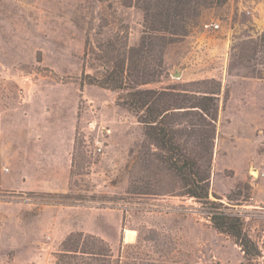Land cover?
Here are the masks:
<instances>
[{
	"label": "rangeland",
	"instance_id": "374dc122",
	"mask_svg": "<svg viewBox=\"0 0 264 264\" xmlns=\"http://www.w3.org/2000/svg\"><path fill=\"white\" fill-rule=\"evenodd\" d=\"M148 3L0 0V144L11 157L0 158V179L18 169L35 177L56 157V191L0 188V264H60L64 240L80 232L110 247L104 264H264V62L260 52L248 60L247 49L264 29V0H195V15L172 27L151 23ZM210 21L220 28L205 31ZM120 68L137 89L191 100L216 92L208 198L241 217L255 250L212 226L210 204L167 184L135 192L133 179L159 173L146 160L157 150L126 104L131 89L110 85ZM182 109L190 113L178 127L198 128L197 107Z\"/></svg>",
	"mask_w": 264,
	"mask_h": 264
},
{
	"label": "trees",
	"instance_id": "16d2710c",
	"mask_svg": "<svg viewBox=\"0 0 264 264\" xmlns=\"http://www.w3.org/2000/svg\"><path fill=\"white\" fill-rule=\"evenodd\" d=\"M195 8V0H149L146 9L151 10L152 19L158 18L163 26L172 27L175 20L186 23L191 19ZM162 18H164L162 20ZM150 20V19H149ZM153 29H155L153 27ZM150 38V37H149ZM152 41H143V48L149 46ZM146 47L145 52L150 51ZM247 49L252 55L260 52L264 62V29L259 33L255 40H251ZM146 67H143V69ZM158 71L153 69L152 76H156ZM112 74L119 75L120 78L111 77L114 88H130L127 93L128 102L126 104L138 113V121L144 125V136L150 145L157 150L156 153L151 149L146 151V160L150 162L159 173L157 176L146 175L133 179L138 182L134 185L137 193L159 194L167 184L170 187L169 192L174 195L193 197L197 201L210 204L208 216L212 226L219 232L226 233L235 239V242L243 249L245 253L255 250V245L251 239L243 232L242 219L240 216L215 206L216 201L208 198L209 181L211 174V154L213 139L215 133L214 122L217 116V104L214 102V91H205L208 94L193 96L191 100L186 95L174 94L168 90H143L137 89L129 83H122L123 68ZM146 70L141 71V76H146ZM89 83L97 82L101 86H109L106 82H99L91 79ZM151 79H143L146 83ZM197 107L196 115L198 128L191 131L179 128L177 122L181 114H188V110L182 108ZM194 126V122L189 123ZM189 137H194L197 141L189 146ZM145 147L147 145L143 144ZM146 150V149H145ZM151 158H149V157ZM149 163V164H150ZM161 173V174H160ZM163 175V177H162ZM165 190H167L165 188ZM219 198V197H216ZM82 232L71 234L63 242L62 253H60V264H104L111 258L110 247L105 244L102 238L88 234L85 239ZM85 246H80V243ZM80 254H89L92 259L85 260L78 258Z\"/></svg>",
	"mask_w": 264,
	"mask_h": 264
},
{
	"label": "crops",
	"instance_id": "0c3cea01",
	"mask_svg": "<svg viewBox=\"0 0 264 264\" xmlns=\"http://www.w3.org/2000/svg\"><path fill=\"white\" fill-rule=\"evenodd\" d=\"M218 39L222 40L221 38H218ZM220 46L221 45H219V40H218V42L214 45V52L216 53L220 52V49H218ZM41 142L42 141L38 140L36 144H39ZM29 155H30V152H26L23 156V159L26 162H27V158ZM21 156L19 152L16 154V157L18 158ZM0 158H1V163H8V162L10 163L11 161V157L6 153L4 149V145L2 143L0 144ZM47 162L48 164L50 163L52 164V168L47 167L48 169L46 170L42 168L41 171L38 169H33V171H35L36 173L35 177H29L30 175H28L27 173H21L19 169L17 171H14V173L11 174L9 177L1 176L0 188L2 190H7V191L17 190V191H22V192H25V191H41V192L42 191L43 192L56 191V188L53 184V180L55 178V173H56V170L53 167V164L56 162V157L53 156V159L52 160L49 159Z\"/></svg>",
	"mask_w": 264,
	"mask_h": 264
},
{
	"label": "built area",
	"instance_id": "2783aa9c",
	"mask_svg": "<svg viewBox=\"0 0 264 264\" xmlns=\"http://www.w3.org/2000/svg\"><path fill=\"white\" fill-rule=\"evenodd\" d=\"M205 31H217L220 28V24L217 21H210L203 24ZM96 150L98 152L102 151V146L97 142Z\"/></svg>",
	"mask_w": 264,
	"mask_h": 264
},
{
	"label": "bare ground",
	"instance_id": "6f19581e",
	"mask_svg": "<svg viewBox=\"0 0 264 264\" xmlns=\"http://www.w3.org/2000/svg\"><path fill=\"white\" fill-rule=\"evenodd\" d=\"M134 235H135V232L133 230H131V229H125L124 230V240L125 241L133 240Z\"/></svg>",
	"mask_w": 264,
	"mask_h": 264
},
{
	"label": "water",
	"instance_id": "95a60500",
	"mask_svg": "<svg viewBox=\"0 0 264 264\" xmlns=\"http://www.w3.org/2000/svg\"><path fill=\"white\" fill-rule=\"evenodd\" d=\"M174 75L177 76V77H179L180 74L179 73H175Z\"/></svg>",
	"mask_w": 264,
	"mask_h": 264
}]
</instances>
